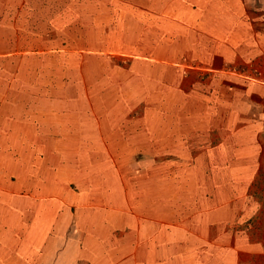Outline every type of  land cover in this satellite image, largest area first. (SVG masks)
<instances>
[{"label":"rangeland","instance_id":"1","mask_svg":"<svg viewBox=\"0 0 264 264\" xmlns=\"http://www.w3.org/2000/svg\"><path fill=\"white\" fill-rule=\"evenodd\" d=\"M68 1L45 11L51 24L77 20L93 30V46L83 47V35L77 44L110 50V64L93 75L38 68L36 58L0 66L13 92L46 99L36 107L47 109L27 120L0 105V205L14 207L0 209V262L73 264L76 252L86 264L104 216L114 261L147 262L155 243L172 256L166 227L177 225L215 245L227 264H264V0H240L242 18L226 9L201 22L172 17L181 29L158 8ZM31 8L40 12L41 0H0V20ZM172 32L196 40L199 57L186 44L179 64L131 61L158 52L145 40ZM11 50L1 44L0 56ZM23 50L42 53L37 44ZM222 71L240 80L224 101L212 93L219 80L211 75ZM58 107L71 110L47 114ZM221 109L236 117L220 118ZM64 129L71 135L62 140Z\"/></svg>","mask_w":264,"mask_h":264},{"label":"trees","instance_id":"2","mask_svg":"<svg viewBox=\"0 0 264 264\" xmlns=\"http://www.w3.org/2000/svg\"><path fill=\"white\" fill-rule=\"evenodd\" d=\"M68 0H51L50 4L45 2V0H41V10L40 12L35 11L33 8L26 9L22 11V15H14L11 14V20H0V29L5 30L4 36L0 37V45L5 44L7 46H11L10 55L8 56H0V66L3 65L6 67H12L15 65H23L28 66L30 63L28 59L36 58L42 59L38 63V68H48V69H61L62 72L74 73L76 71H91L90 74L93 75L97 72V68L109 65L110 58L106 56L107 52L110 51L108 49H86L80 48L77 44V38H84V46L83 47H91L95 43L93 42L96 39L94 36L93 30H87L82 24H80L77 20H73L72 22L66 23V25H52L51 19L53 15L45 14L47 9H53L54 5H63L66 7L68 5ZM72 4L83 3L84 0H72ZM50 7V8H49ZM231 12L233 16L241 17L243 15L237 10L236 7L232 6ZM172 15V16H171ZM169 18L166 20H171L175 22L172 24L181 29L182 24L179 23V20H174L172 17H181V13L175 12L171 14ZM182 18V17H181ZM242 18V17H241ZM237 23L240 20H236ZM214 22V21H212ZM216 23V22H214ZM177 24V25H176ZM234 26H238L234 24ZM210 31L215 29L214 26H210L208 28ZM1 35V34H0ZM183 33L172 32L171 34H163L160 37L155 36L154 38H150L144 41V44L147 47L152 49H157L158 52H148L141 54H130L132 57L131 61H140L142 63L148 65H170L173 63H178L181 60L183 54L180 53L186 44L193 45L192 52L193 56L196 57V54L199 57L198 51L199 44L196 43H183L185 42ZM182 36V37H180ZM213 37L211 39H215ZM249 37L248 39H250ZM188 40V39H186ZM220 40V39H218ZM97 39L95 40V42ZM250 45H253V38L249 40ZM39 45L42 53H37L27 56V54H23L24 47L28 45ZM220 45V44H216ZM214 45L213 47H215ZM222 45V44H221ZM225 46V45H223ZM36 50V49H35ZM15 51L18 54H15ZM258 51V50H257ZM257 53V52H256ZM180 54L181 56H176ZM250 60L254 59L253 52L251 53ZM2 55V54H0ZM243 56H248L245 53ZM179 57V58H178ZM212 57V55H211ZM25 59V61H23ZM214 68V67H213ZM43 70H38V74H43ZM223 73L217 74L212 73V77H215L219 80L216 84V91L212 92L214 95L219 98L221 101L225 98H233L236 93H238L239 86L237 83L240 81L236 76V73H227L226 71H222ZM221 81V82H220ZM249 84L248 82H245ZM252 85V84H250ZM220 118L227 117H236L233 110L221 109ZM55 183L51 184L54 185ZM9 205V204H8ZM12 206H4L0 205V209L2 211H10ZM153 222V221H151ZM180 223V222H179ZM158 230V227H155L153 230L154 233ZM166 232L168 233L167 238L173 243V254L172 256H168L164 253L163 244L155 243L152 245V248L148 252V260L141 261L137 264H227L224 256L219 257L215 254V245L210 244L205 241L204 238L199 235L193 234L181 227L172 226L166 227ZM203 239V240H202ZM0 264H12L8 261L0 262Z\"/></svg>","mask_w":264,"mask_h":264},{"label":"crops","instance_id":"3","mask_svg":"<svg viewBox=\"0 0 264 264\" xmlns=\"http://www.w3.org/2000/svg\"><path fill=\"white\" fill-rule=\"evenodd\" d=\"M114 1L122 2V5L119 6L123 8H127V7H133L135 9L136 7H142L143 9L158 8L166 11L168 14L179 12L181 13L182 19L188 18L192 21L194 20L195 22H201L202 19H206L208 17L213 19L212 17L214 14L220 13L222 10L225 9L227 12L231 13L230 8L232 6L241 5L240 0H114ZM211 19L209 20V22H212ZM209 24L210 26H213L217 23L212 22ZM23 86L24 88L28 87L26 84ZM13 88L14 86L9 81L0 80V105L4 106L6 109H9V111H12L13 114L18 115L19 117L20 115L26 116L25 119L30 120L28 118H31V116L41 114L40 112L37 111L47 110L45 108L38 109V107H36L38 105H41V103H46L44 101L46 99L37 100L36 98L25 97L19 93L13 92ZM16 88L21 89L17 85ZM48 104L54 105V102H48ZM55 105H66V104L57 101ZM70 110L71 109L67 107H58L54 110L52 109L49 110L47 114L48 113L54 114L57 117H62L63 115L65 117V114H67ZM66 127L68 128L69 126ZM60 133L63 134L60 135L58 138H62V140L69 138L71 135L70 131H67L65 133V129L63 132L61 130ZM100 217L103 220L100 221L96 220L97 223L96 226L99 227L98 228L99 231H96L97 234L95 236V239H90V241L86 245L88 248L94 246V249L96 251H94L95 254L91 256V258L86 262V264H136L135 262L128 263V261H122V262L120 260L114 261L109 257V254L106 253V249L108 248L107 246L108 242H106L104 239L105 237L107 238V233H109L108 232L109 225L105 223L104 216H100ZM111 234H112L111 238L114 239L115 236L113 235V232ZM80 243L79 245H77V248L80 246ZM89 250H93V249H89ZM78 260H79L78 253L75 252L73 264H78Z\"/></svg>","mask_w":264,"mask_h":264}]
</instances>
